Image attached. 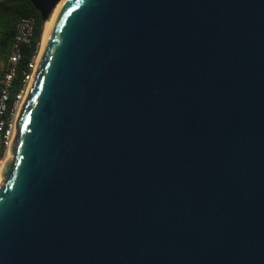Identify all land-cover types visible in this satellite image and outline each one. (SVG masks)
Listing matches in <instances>:
<instances>
[{"label": "water", "instance_id": "obj_1", "mask_svg": "<svg viewBox=\"0 0 264 264\" xmlns=\"http://www.w3.org/2000/svg\"><path fill=\"white\" fill-rule=\"evenodd\" d=\"M48 21L62 0H29ZM0 264H264V0H66L0 186Z\"/></svg>", "mask_w": 264, "mask_h": 264}, {"label": "built area", "instance_id": "obj_2", "mask_svg": "<svg viewBox=\"0 0 264 264\" xmlns=\"http://www.w3.org/2000/svg\"><path fill=\"white\" fill-rule=\"evenodd\" d=\"M35 28L33 18L22 19L18 24L17 33L11 55L8 60V69L1 79L0 91V183H3V172L7 161L11 158V146L17 134V121L22 105L29 93L37 70L38 61L41 55L40 50L29 64V72L25 74L23 86L12 104H10V89L16 74L18 64L22 59L25 47L31 46Z\"/></svg>", "mask_w": 264, "mask_h": 264}, {"label": "trees", "instance_id": "obj_3", "mask_svg": "<svg viewBox=\"0 0 264 264\" xmlns=\"http://www.w3.org/2000/svg\"><path fill=\"white\" fill-rule=\"evenodd\" d=\"M25 18H33L35 20L34 34L31 40V46L24 48L22 59L17 66L16 74L9 91L10 104L14 102L16 95L22 89L24 76L29 72V64L31 63L33 57L42 48L47 22L42 19L41 13L29 0H0V54L4 59L9 60L18 24ZM3 77L4 75L0 77V82Z\"/></svg>", "mask_w": 264, "mask_h": 264}, {"label": "bare ground", "instance_id": "obj_4", "mask_svg": "<svg viewBox=\"0 0 264 264\" xmlns=\"http://www.w3.org/2000/svg\"><path fill=\"white\" fill-rule=\"evenodd\" d=\"M65 3H66V0H62V2H60L58 4V6L56 7V10L54 12V15H53L52 19L46 24V33H45V37H44V42H43L42 49H44L45 43L47 42V40H48V38H49V36H50V34H51L54 26H55V23H56L59 15H60V13H61L64 5H65ZM1 185H2V182L0 183V186Z\"/></svg>", "mask_w": 264, "mask_h": 264}, {"label": "crops", "instance_id": "obj_5", "mask_svg": "<svg viewBox=\"0 0 264 264\" xmlns=\"http://www.w3.org/2000/svg\"><path fill=\"white\" fill-rule=\"evenodd\" d=\"M8 68V59H4L0 54V77H2Z\"/></svg>", "mask_w": 264, "mask_h": 264}, {"label": "rangeland", "instance_id": "obj_6", "mask_svg": "<svg viewBox=\"0 0 264 264\" xmlns=\"http://www.w3.org/2000/svg\"><path fill=\"white\" fill-rule=\"evenodd\" d=\"M56 10V9H55ZM55 12V11H54ZM54 12H53V14L51 15V17H50V19L47 21V23L52 19V17H53V15H54ZM46 23V24H47ZM45 33H46V26H45ZM45 33H44V37H45ZM44 37H43V42H44ZM43 42H42V47H43ZM41 50H42V48H41Z\"/></svg>", "mask_w": 264, "mask_h": 264}]
</instances>
